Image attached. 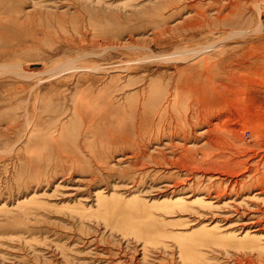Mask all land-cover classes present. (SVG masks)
Wrapping results in <instances>:
<instances>
[{
    "label": "rangeland",
    "instance_id": "obj_1",
    "mask_svg": "<svg viewBox=\"0 0 264 264\" xmlns=\"http://www.w3.org/2000/svg\"><path fill=\"white\" fill-rule=\"evenodd\" d=\"M177 1L0 0V264H264V0Z\"/></svg>",
    "mask_w": 264,
    "mask_h": 264
},
{
    "label": "bare ground",
    "instance_id": "obj_2",
    "mask_svg": "<svg viewBox=\"0 0 264 264\" xmlns=\"http://www.w3.org/2000/svg\"><path fill=\"white\" fill-rule=\"evenodd\" d=\"M219 1V0H218ZM228 2L227 5H219L218 3V13H221L222 11L226 10L227 13L224 15V16H219L218 19H225L226 23L230 26V27H233L234 25V18L238 17L240 14H241V10L244 8V5H242L243 3L242 2H236V3H232L231 0H225ZM224 2V1H223ZM175 3H177L176 7H175ZM173 3L172 5H170V7L172 9H176V8H179V7H183L184 8H187V9H193L195 8L196 6L199 5V3H197L196 1L194 0H179L177 2ZM259 5V4H258ZM261 7V6H260ZM204 8V7H203ZM258 8V7H257ZM258 11V9H257ZM263 11V10H262ZM200 16H202L203 14H199ZM206 15V14H205ZM207 18V17H206ZM222 21V20H221ZM220 21V22H221ZM223 23V21H222ZM211 24V23H210ZM212 25V24H211ZM220 25V24H219ZM229 26L227 29H229ZM213 27V25H212ZM218 27V26H217ZM223 27V26H222ZM223 29V28H222ZM217 30H221V27L218 28ZM225 30V29H224ZM223 30V31H224ZM213 31V30H212ZM216 31V30H215ZM214 32V31H213ZM217 32V31H216ZM229 34V33H228ZM212 47V46H211ZM262 47V46H261ZM255 50V49H254ZM259 51V50H258ZM255 52V51H254ZM260 52V51H259ZM252 54V53H251ZM255 54V53H254ZM253 55V54H252ZM254 70L256 71H263L264 72V67L262 66H255L254 67ZM262 72V73H263ZM261 73V72H260ZM264 76V75H263ZM244 98V97H243Z\"/></svg>",
    "mask_w": 264,
    "mask_h": 264
}]
</instances>
